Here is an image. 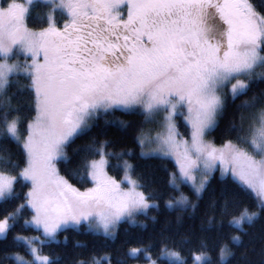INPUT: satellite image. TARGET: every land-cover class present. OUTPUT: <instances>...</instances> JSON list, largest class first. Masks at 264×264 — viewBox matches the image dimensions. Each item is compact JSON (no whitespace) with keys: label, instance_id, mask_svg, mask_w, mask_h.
I'll list each match as a JSON object with an SVG mask.
<instances>
[{"label":"snow or ice","instance_id":"6c2138e0","mask_svg":"<svg viewBox=\"0 0 264 264\" xmlns=\"http://www.w3.org/2000/svg\"><path fill=\"white\" fill-rule=\"evenodd\" d=\"M34 12L38 28L28 24ZM262 85L264 0H0V204L19 201L0 218V238L11 236L12 247L23 250L5 259L61 264L44 254L60 243V233L84 230L114 240L121 222L136 224L137 216L159 208L143 177L133 179L136 166L125 159L131 150L111 151V140L93 138L68 154L75 138L87 137L102 118L126 129L129 122L106 119L119 110L146 121L160 117L155 135L141 129L136 142L141 158L175 161L168 208L195 212L219 170L221 188L201 228L222 231L229 216L235 232L215 247L200 238L193 260L229 264L233 246H242L264 218ZM242 96L248 99L237 104ZM222 122L233 138L217 146L207 137ZM61 164L93 186L81 191L61 174ZM110 167L123 178L109 175ZM24 186L26 192L17 190ZM29 230L40 235H25ZM168 230L162 226L155 259L150 246L131 247L127 258L187 264ZM102 262L113 264L111 255L92 251L75 264Z\"/></svg>","mask_w":264,"mask_h":264},{"label":"trees","instance_id":"16d2710c","mask_svg":"<svg viewBox=\"0 0 264 264\" xmlns=\"http://www.w3.org/2000/svg\"><path fill=\"white\" fill-rule=\"evenodd\" d=\"M258 2V0H256ZM29 22L33 27H38L39 22L34 12L29 18ZM23 56V55H22ZM26 83L21 79V84ZM261 87H264L262 85ZM255 90V89H254ZM251 95V93H249ZM248 97H240L236 103L239 104ZM108 121L122 120L129 122L126 129H119L113 124H105L104 118L98 121L97 126L93 127L87 137H77L74 143L67 149L69 156H73V149L81 148L84 144L89 143L95 138L98 141L111 140L113 143L110 146L111 151L120 152L131 150L132 155L126 156L132 164L136 166L133 173L136 179L143 177V182L146 184L145 191L152 193L154 199L159 204V208H151L147 215L137 216V223L131 224L129 222H121L119 225L117 236L113 239H105L102 235H96L84 230L76 231L69 229L67 232L59 234V244H53L44 248V254L57 255L61 258V264H75L76 260L84 258L88 253L95 251L97 256H102L104 253H109L112 257L113 264L117 258L125 257L131 247L150 246L153 252V258H156V252L161 246V228L165 224L168 225L167 235L171 236L172 241L175 242L177 250L182 252L185 256L187 264H194L193 254L197 251V246L200 238H205L207 242L215 247L221 241H227L229 233L235 232V229L228 225L229 216L223 217L224 228L222 231H203L202 223L206 221L205 211L209 200L219 193L222 184V178L219 171L213 173L210 178L211 182L209 189L204 193L199 201L200 207L193 212L188 209L186 212L179 209H170L166 206L165 201L171 198L174 190L169 185V173L176 169L175 161L172 158H141L139 155L140 149L136 142V136L141 129L146 130L148 127L145 118L140 113L128 114L123 111H115L106 118ZM178 125L183 127L185 122L183 119H178ZM226 123L222 122L217 130L213 131L209 136L218 144L224 142L225 139L233 138L225 136L224 130ZM75 167V164H73ZM112 173H115L119 178L123 173L112 167L109 168ZM61 171L63 175L75 186L82 189L88 188L92 185L91 181L84 183L74 176L70 175L61 164ZM20 192H26L27 187H18ZM183 191L195 202L196 198L191 190L183 187ZM22 199V198H21ZM243 203L249 208L253 207V201L247 197L242 198ZM14 202V203H18ZM14 203L0 204V218L6 214V210L10 211L14 207ZM26 217H30V210H25ZM155 217V220L152 219ZM182 220V223H178ZM219 218V217H218ZM143 222V225L141 224ZM19 232L20 229L18 228ZM25 235H40L37 231H26ZM67 236L65 243L64 237ZM185 241L181 243V241ZM77 241L86 245L84 248L77 246ZM236 252L235 257L230 259L229 264H264V218L257 221L254 227L250 228L248 234L244 236V244L240 247L233 246ZM11 251H21L22 249L12 247L11 236L7 240L0 238V264H11L9 260L5 259V255ZM215 256V253L213 252ZM137 262H147L141 254L139 259L127 258V264ZM159 264H165L164 261H158ZM104 264V262H102Z\"/></svg>","mask_w":264,"mask_h":264},{"label":"rangeland","instance_id":"374dc122","mask_svg":"<svg viewBox=\"0 0 264 264\" xmlns=\"http://www.w3.org/2000/svg\"><path fill=\"white\" fill-rule=\"evenodd\" d=\"M19 2H25V0H19ZM28 24H29V27H30V28H38V27L40 26V25H39L38 27H33V26L31 25L30 22H28ZM16 59L22 61V60L24 59V57H23L22 55H20V56L16 57ZM159 119H160V117H157V118H156V121H146V120H145V122H147V124H148V127H147V129L144 130V131L150 133L151 135H155V132H156L157 130H159V128H158V121H159ZM177 124H178V120H177ZM178 128H179L180 132H181L185 137H187V136L189 135V129L187 128L186 124H185L183 127H181V126L178 125ZM207 139L210 140V141H212L213 143H215L217 146L220 145V144L216 143L215 141H213L209 135H208ZM58 167H59L60 170H61V165H58ZM217 171H219V170H217ZM108 172H109V175L115 176L116 179H118V180H121V179L123 178V175H122L121 178H119L115 173H112L109 169H108ZM61 174L63 175L62 171H61ZM219 174H220V173H219ZM64 176H65V175H64ZM133 179H136V178L134 177V175H133ZM92 186H93V185H91L90 187H92ZM124 186L126 187L127 185L125 184ZM76 187L80 188L81 191L84 190V189H82L81 187H79L78 185H77ZM184 258H185V256H184ZM153 259H155V258H153ZM193 262H194V260H193ZM133 264H148V261H147V262H137V263H133ZM158 264H159V262H158Z\"/></svg>","mask_w":264,"mask_h":264}]
</instances>
